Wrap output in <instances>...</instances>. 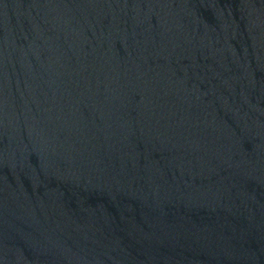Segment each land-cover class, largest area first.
I'll return each mask as SVG.
<instances>
[{
    "label": "water",
    "instance_id": "water-1",
    "mask_svg": "<svg viewBox=\"0 0 264 264\" xmlns=\"http://www.w3.org/2000/svg\"><path fill=\"white\" fill-rule=\"evenodd\" d=\"M0 264H264V0H0Z\"/></svg>",
    "mask_w": 264,
    "mask_h": 264
}]
</instances>
